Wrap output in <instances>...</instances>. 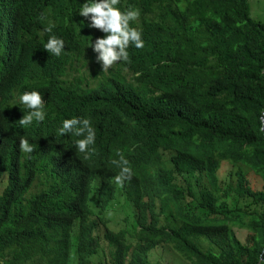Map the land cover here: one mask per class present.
I'll use <instances>...</instances> for the list:
<instances>
[{
  "label": "trees",
  "instance_id": "1",
  "mask_svg": "<svg viewBox=\"0 0 264 264\" xmlns=\"http://www.w3.org/2000/svg\"><path fill=\"white\" fill-rule=\"evenodd\" d=\"M86 2L0 0V264H150L158 246L187 264H264V21L249 0H119L144 47L104 73ZM25 92L46 115L21 127ZM73 118L95 131L89 159L84 137L58 135ZM117 151L133 173L122 184ZM117 196L131 231L110 227Z\"/></svg>",
  "mask_w": 264,
  "mask_h": 264
},
{
  "label": "clouds",
  "instance_id": "2",
  "mask_svg": "<svg viewBox=\"0 0 264 264\" xmlns=\"http://www.w3.org/2000/svg\"><path fill=\"white\" fill-rule=\"evenodd\" d=\"M119 0H87L80 8L79 15L90 19V28L102 30L105 34L104 38L96 39L92 44V48L96 53H99L98 61L102 62V72L106 73L118 61H128V52L126 49L133 44L137 49L144 47V42L141 38L142 34L135 28H129V21L135 20L139 16L138 10H128L124 13L114 7ZM53 25H49L46 32L51 33ZM65 44L62 39H58L55 35H50L44 50L50 55L59 56ZM20 104L24 105L29 111L18 120L21 127H26L35 121H43L46 113L43 111L42 95L38 92H25L19 97ZM75 135L84 137L76 141L78 151L84 155V159H89L90 154L95 151L90 148V145L95 143V131L88 119H66L63 121L62 127L58 129V135ZM19 149L21 152L31 154L35 150V146L24 137L19 140ZM161 160L164 162L166 169L170 168V163L167 160L170 156L166 151L159 150ZM119 160H113L112 163L120 168V173L115 177L117 183L122 184L125 180H131L132 170L128 166L129 161L124 158L123 154L117 151ZM155 173L157 177L165 174L156 166L151 165V173Z\"/></svg>",
  "mask_w": 264,
  "mask_h": 264
},
{
  "label": "rangeland",
  "instance_id": "3",
  "mask_svg": "<svg viewBox=\"0 0 264 264\" xmlns=\"http://www.w3.org/2000/svg\"><path fill=\"white\" fill-rule=\"evenodd\" d=\"M249 15L259 21H264V0H249ZM229 168L227 163H223L218 175L222 177L224 172ZM5 184V178L0 182V189L2 183ZM255 188L259 187L258 181L252 182ZM106 217L109 220L111 229H126L131 231L132 224L131 207L128 202L124 201L121 196L115 197V200L110 203L109 209L106 212ZM235 235L242 240L245 230L237 227H232ZM148 255V262L150 264H187L183 259L171 251L168 247L158 246L151 249Z\"/></svg>",
  "mask_w": 264,
  "mask_h": 264
},
{
  "label": "water",
  "instance_id": "4",
  "mask_svg": "<svg viewBox=\"0 0 264 264\" xmlns=\"http://www.w3.org/2000/svg\"><path fill=\"white\" fill-rule=\"evenodd\" d=\"M42 99H44V97H42ZM263 125H264V121H263V119H261V127H260V129L263 128Z\"/></svg>",
  "mask_w": 264,
  "mask_h": 264
}]
</instances>
